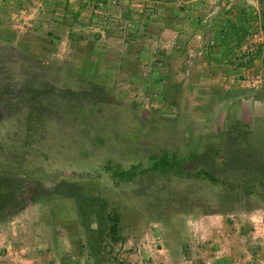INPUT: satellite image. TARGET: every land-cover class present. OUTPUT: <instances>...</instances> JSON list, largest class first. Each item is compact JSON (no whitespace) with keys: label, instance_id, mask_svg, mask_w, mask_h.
<instances>
[{"label":"rangeland","instance_id":"rangeland-1","mask_svg":"<svg viewBox=\"0 0 264 264\" xmlns=\"http://www.w3.org/2000/svg\"><path fill=\"white\" fill-rule=\"evenodd\" d=\"M263 231L264 0H0V264H251Z\"/></svg>","mask_w":264,"mask_h":264},{"label":"crops","instance_id":"crops-1","mask_svg":"<svg viewBox=\"0 0 264 264\" xmlns=\"http://www.w3.org/2000/svg\"><path fill=\"white\" fill-rule=\"evenodd\" d=\"M254 234H256L255 238L257 236H260L259 231L256 232V233H254ZM261 234H262V237L264 239V231ZM259 244L261 246H259ZM254 245H255L254 246V250H251L252 248L249 250L250 251L249 252L250 258L253 259V257H254V260H252V263L251 264H264V241L263 242H261V241L260 242L259 241H255ZM239 264H241V263H239Z\"/></svg>","mask_w":264,"mask_h":264},{"label":"trees","instance_id":"trees-1","mask_svg":"<svg viewBox=\"0 0 264 264\" xmlns=\"http://www.w3.org/2000/svg\"><path fill=\"white\" fill-rule=\"evenodd\" d=\"M169 160L163 159L161 166H158V163L155 165L157 168L167 169V168H173L172 165H170ZM129 175V173H122L120 176H126Z\"/></svg>","mask_w":264,"mask_h":264}]
</instances>
